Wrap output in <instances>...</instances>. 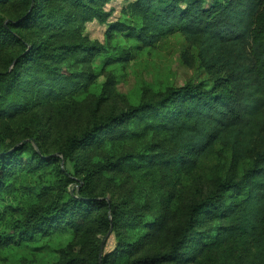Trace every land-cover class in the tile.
Returning <instances> with one entry per match:
<instances>
[{
  "label": "trees",
  "instance_id": "16d2710c",
  "mask_svg": "<svg viewBox=\"0 0 264 264\" xmlns=\"http://www.w3.org/2000/svg\"><path fill=\"white\" fill-rule=\"evenodd\" d=\"M110 1L0 0V251L69 230L89 253L64 251L57 264H201L233 242L251 246L254 264H264V0H133L126 15L139 25L113 30L127 32L140 49L179 33L212 80L167 87L156 99L95 116L65 136L56 157L41 143L40 113L70 105L94 79L82 66L101 48L82 33L86 23L106 22ZM28 114L35 129L17 132ZM142 136L149 143L139 151L108 150ZM220 145L231 149L238 174L217 178L205 196L179 206V219L168 223L171 195H161L165 216L135 200L105 199L116 178L177 182ZM62 160L72 173L61 169ZM34 177L49 185L9 221L4 197ZM109 231L116 246L100 256L98 236ZM160 241L155 254L134 257Z\"/></svg>",
  "mask_w": 264,
  "mask_h": 264
},
{
  "label": "rangeland",
  "instance_id": "374dc122",
  "mask_svg": "<svg viewBox=\"0 0 264 264\" xmlns=\"http://www.w3.org/2000/svg\"><path fill=\"white\" fill-rule=\"evenodd\" d=\"M133 0H111L105 6L109 13L106 22L93 21L84 25L82 35L89 41L100 46L101 52L93 60L82 66L83 71H90L94 79L87 89L81 92L68 106H54L43 109L40 113L42 128V145L54 156L57 146L72 131L83 129L95 116L103 117L118 114L128 107L156 99L167 87H180L186 83L210 84L212 76L206 72L198 60L197 50L179 33H173L160 39L153 47L140 49L139 44L130 38L127 32L114 31L116 24L137 27V18L126 15V8ZM208 0L206 6H209ZM126 58L127 61H122ZM33 114H28L20 122L17 132L34 130ZM148 137H140L137 141L110 147L111 153L130 148L141 150L147 145ZM34 149L37 147L32 144ZM231 149L218 146L215 155L190 173L182 174L179 181H169L163 175H134L116 178L112 181L108 201L114 199L118 203L135 200L145 209H152L153 214H166L163 208L165 195L175 199L172 204L168 223L179 219V206H183L199 195L205 196L212 189L219 177H232L238 174L232 165ZM61 169L72 173V164L63 165ZM45 178H27L22 186L4 197L2 204L12 207L6 218L11 221L19 217V212L37 203L41 187L47 186ZM76 184L69 185L72 194ZM164 197H162V196ZM134 203V204H138ZM163 211V213H162ZM99 255L112 252L116 246L117 236L110 231L99 237ZM140 248L134 257L142 254L153 255L164 247L157 242ZM85 256L87 247H80L72 231L64 230L49 236H36L31 241L10 245L0 251V264H57L64 253ZM133 257L131 258V260ZM255 251L251 246L233 242L210 253V257L201 264H254ZM166 264V263H165Z\"/></svg>",
  "mask_w": 264,
  "mask_h": 264
}]
</instances>
